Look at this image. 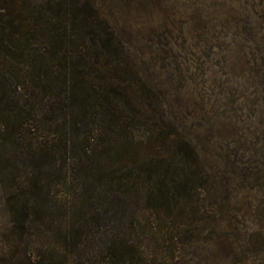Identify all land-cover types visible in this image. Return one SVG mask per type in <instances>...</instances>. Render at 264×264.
Instances as JSON below:
<instances>
[{
    "label": "rangeland",
    "instance_id": "374dc122",
    "mask_svg": "<svg viewBox=\"0 0 264 264\" xmlns=\"http://www.w3.org/2000/svg\"><path fill=\"white\" fill-rule=\"evenodd\" d=\"M67 1L116 33L110 63L149 105L107 154L70 173L53 148L46 171L35 153L56 141L26 106L39 62L0 56V264H264V0ZM174 130L191 169L172 164ZM39 181L43 218L16 215Z\"/></svg>",
    "mask_w": 264,
    "mask_h": 264
},
{
    "label": "trees",
    "instance_id": "16d2710c",
    "mask_svg": "<svg viewBox=\"0 0 264 264\" xmlns=\"http://www.w3.org/2000/svg\"><path fill=\"white\" fill-rule=\"evenodd\" d=\"M46 2L51 13L41 10ZM58 2L0 0V56L16 60L33 56V60L39 62V71L33 73L35 80L28 89L34 104L28 102L26 106L30 105V111L41 116L42 123L49 126L50 137L46 140L52 138L56 143L50 149L39 147L35 154L40 167L47 171L56 162L48 157L53 156V148L58 149L62 152L59 162L71 173L82 159L107 154L106 145L108 148L121 145L122 141H110L105 133L123 131V139L128 137V133L139 126L143 108L149 104L128 94L132 86L130 80L125 81L128 78L119 72L118 64L110 63L111 55L120 53L123 48L112 28L92 14L84 21L74 15L70 7H61ZM133 73L136 75L134 69ZM51 125L55 128L51 129ZM40 126L43 125L40 123ZM37 128L38 125L32 128L35 134ZM30 141L32 148L38 147ZM169 141L173 144L172 164L182 166L183 170L191 169L198 161L196 148L178 130L170 134ZM103 178L107 177L102 175ZM117 180L121 185L129 182L115 175H110L107 182L113 185ZM172 184L177 189V183ZM157 185L160 196L167 198L171 187L165 182ZM36 189L29 206L14 207L16 215L23 212L43 218L47 206L46 188L39 181Z\"/></svg>",
    "mask_w": 264,
    "mask_h": 264
}]
</instances>
